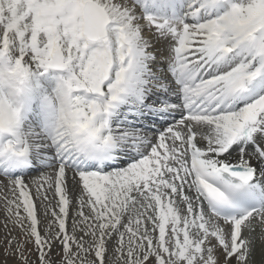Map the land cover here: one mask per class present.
<instances>
[{
	"label": "snow or ice",
	"instance_id": "1",
	"mask_svg": "<svg viewBox=\"0 0 264 264\" xmlns=\"http://www.w3.org/2000/svg\"><path fill=\"white\" fill-rule=\"evenodd\" d=\"M0 208L16 264H264V0H0Z\"/></svg>",
	"mask_w": 264,
	"mask_h": 264
},
{
	"label": "rangeland",
	"instance_id": "2",
	"mask_svg": "<svg viewBox=\"0 0 264 264\" xmlns=\"http://www.w3.org/2000/svg\"><path fill=\"white\" fill-rule=\"evenodd\" d=\"M34 175H36V173L34 172L30 173L29 177H26V180L30 179L31 176H34ZM3 218H4V213L0 212V264H16V261L14 260V258H11V257L6 258L3 252V247H4L3 239H4V234H5V230L3 228ZM257 259H259V252L257 254Z\"/></svg>",
	"mask_w": 264,
	"mask_h": 264
},
{
	"label": "bare ground",
	"instance_id": "3",
	"mask_svg": "<svg viewBox=\"0 0 264 264\" xmlns=\"http://www.w3.org/2000/svg\"><path fill=\"white\" fill-rule=\"evenodd\" d=\"M156 47H157V49H164V45L163 44H158ZM157 55H158V57L166 56L167 55V51L166 50L158 51ZM69 183H70V186H71V181H69ZM0 212L3 213L2 208H0Z\"/></svg>",
	"mask_w": 264,
	"mask_h": 264
}]
</instances>
